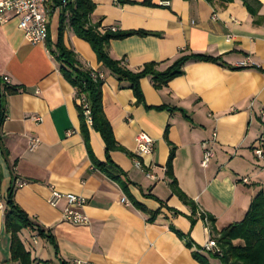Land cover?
I'll list each match as a JSON object with an SVG mask.
<instances>
[{
  "label": "crops",
  "instance_id": "1",
  "mask_svg": "<svg viewBox=\"0 0 264 264\" xmlns=\"http://www.w3.org/2000/svg\"><path fill=\"white\" fill-rule=\"evenodd\" d=\"M93 1V24L101 22L102 28L113 31L158 34L111 42L110 56L125 59L133 72L149 63L161 64L159 70L163 71L182 54L221 58L222 63L190 61L184 75L160 91L145 78L141 81L144 103L138 105L133 91L120 87L98 63L91 46L66 29V47L103 78L104 113L117 143L134 156L111 154L125 174L122 180L131 182L127 195L90 159L81 135L80 100L52 53L62 9L50 13V0L46 5L49 43L27 41L16 18L0 25V77L25 89L6 100L2 135L9 156L0 151L2 197L15 186L16 203L36 226L23 230L20 238L37 262L200 264L170 226L204 248L211 233L201 214L215 218L220 232L241 222L253 200L264 194V168L253 152L256 142L264 139V0H255L260 4L255 17L240 0L225 5L169 0V6L161 5L164 0ZM146 1L153 6L142 5ZM245 60L248 66L239 67ZM162 106L169 108L156 110ZM142 132L154 146L138 168L136 138ZM214 132L215 156L204 168L201 144L211 140ZM32 138L40 140L33 151L29 149ZM90 145L95 159L106 163L105 143L91 128ZM172 147L178 186L197 207L193 227L189 219L192 208L173 194L166 174ZM244 178L249 184L243 183ZM51 188L85 198L83 213L89 225L65 222V201L58 207L48 202ZM123 198L129 205L122 203ZM131 199L160 214L149 223V216L137 210ZM4 221L5 208L0 209V264H17L11 261V239ZM38 229L52 236L55 244L40 237ZM208 259L210 264H221Z\"/></svg>",
  "mask_w": 264,
  "mask_h": 264
},
{
  "label": "trees",
  "instance_id": "2",
  "mask_svg": "<svg viewBox=\"0 0 264 264\" xmlns=\"http://www.w3.org/2000/svg\"><path fill=\"white\" fill-rule=\"evenodd\" d=\"M210 4L233 2L234 0H206ZM254 17L258 14L260 4L255 0H240ZM66 3V4H65ZM142 5L153 6L150 1ZM96 4L93 0H50L49 12L62 9L58 40L52 51L60 64V72L64 79L75 89L76 97L83 104L78 106L81 135L90 159L94 166L102 173L107 174L113 181L117 182L123 191L129 195L128 185L131 182L123 181L125 174L112 161L113 152H124L130 157H134L121 147L114 136L110 122L108 121L103 108L102 88L104 80L100 73L85 66L78 59L75 52L66 47L64 34L70 28L80 39L86 41L94 51L98 63L107 70L120 83V87H128L134 93L136 104L144 103V96L141 89V81L150 78L154 88L158 91L167 87L170 82L184 75V67L190 61L222 63L221 58H212L205 55L182 54L172 62L165 70H159L161 64H146L140 71H131L125 59L115 60L110 56L109 49L112 41L124 40L129 37L158 36L156 33L145 31H113L102 28L101 22L93 24L91 21ZM49 43V38L47 40ZM25 89L19 86H11L5 78L0 77V151L5 157L9 156L3 142L2 128L6 119V100L10 96L20 94ZM168 106L156 108L158 111L168 109ZM173 109V108H172ZM184 113L182 110H179ZM91 124L88 123V116ZM186 116V114H184ZM187 117V116H186ZM90 128L99 133L105 143L106 163L98 162L92 152L90 145ZM175 158V148L172 151L167 164V177L170 179V187L184 204L192 208V215L189 217L191 226H195L197 220V207L195 203L179 188L178 182L173 172V161ZM122 176V177H121ZM15 186L12 185L3 201L5 202V231L11 239V261L17 264H50V262H37L30 252L25 248L20 233L26 229H36L35 224L29 216L20 208L15 201ZM156 199L154 196L145 195ZM157 200V199H156ZM132 205L139 211L149 216L148 222L153 223L160 214L150 212L146 207L131 199ZM163 206V204H162ZM177 214V212H174ZM201 218L206 222V227L211 233V238L217 241L221 250L220 254L205 251V249L191 239L188 234H184L170 226V229L181 239L187 248L193 251V257L200 264H210L209 258L217 259L221 264H264V194L260 193L252 202L245 218L238 223H233L222 231L215 228V218L201 214ZM38 235L48 239L55 244L52 236L38 229ZM203 253H207L206 257ZM61 264H67L65 262Z\"/></svg>",
  "mask_w": 264,
  "mask_h": 264
},
{
  "label": "built area",
  "instance_id": "3",
  "mask_svg": "<svg viewBox=\"0 0 264 264\" xmlns=\"http://www.w3.org/2000/svg\"><path fill=\"white\" fill-rule=\"evenodd\" d=\"M49 0H3L0 2V25L8 23L11 19H18L19 28L24 32L25 38L32 44H45L49 38V16L46 5ZM66 4V3H65ZM162 6H169L170 1L164 0L161 3ZM249 64L248 60L239 63V67L244 68ZM6 82H9L5 78ZM84 101H80V105ZM88 116V123L91 124L89 118V112L86 113ZM40 121V120H39ZM217 134L213 133L211 140L203 141L201 146L203 150V157L201 166L207 168L214 156V145L216 143ZM137 150L135 155V165L138 168H142L141 158L145 155L153 152L154 142L145 133H140L137 138ZM40 146V140L38 138H32L29 141V149L31 151L36 150ZM253 152L255 158L259 164L264 168V139H260L254 145ZM148 177H151L148 175ZM244 184H249V179L244 178ZM65 201L64 208V221L75 225V226H88L90 221L84 215L83 209L87 204V200L81 196L75 194H67L58 191L56 188H51V195L48 200L52 207H58L62 202ZM122 203L129 205L126 198L122 199ZM4 201L0 192V209H4ZM34 243H37V237L32 238ZM205 251L214 254H220L221 250L217 244V241L211 238L204 247ZM71 264H92L89 262H82L75 260Z\"/></svg>",
  "mask_w": 264,
  "mask_h": 264
}]
</instances>
